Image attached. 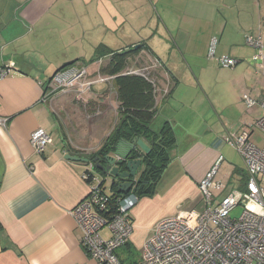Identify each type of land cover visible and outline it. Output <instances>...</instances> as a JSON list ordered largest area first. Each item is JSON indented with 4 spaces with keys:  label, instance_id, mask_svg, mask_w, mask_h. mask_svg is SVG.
<instances>
[{
    "label": "crops",
    "instance_id": "1",
    "mask_svg": "<svg viewBox=\"0 0 264 264\" xmlns=\"http://www.w3.org/2000/svg\"><path fill=\"white\" fill-rule=\"evenodd\" d=\"M245 33L261 35L264 55V0H0V68L13 64L0 78V116L8 118L0 126V264H97L69 214L88 194L87 165L65 155L96 153L118 124V102L108 83H95L81 98L59 95L72 102L53 108L54 98L39 100L54 72L89 61L100 45L121 51L138 44L126 66L160 63L150 127L159 131L167 122L175 143L154 192L129 210L128 247L141 251L158 220L197 201L198 181L224 147L234 150L224 136L245 131L264 145L255 125L261 108L242 102L244 93L264 95V58L258 72ZM211 36L219 40L215 58L206 53ZM223 55L236 65L221 68ZM101 60L106 65L109 55ZM82 109L92 126L86 134L72 120ZM37 128L52 137L40 154L29 140Z\"/></svg>",
    "mask_w": 264,
    "mask_h": 264
},
{
    "label": "built area",
    "instance_id": "2",
    "mask_svg": "<svg viewBox=\"0 0 264 264\" xmlns=\"http://www.w3.org/2000/svg\"><path fill=\"white\" fill-rule=\"evenodd\" d=\"M243 38L244 43L255 50L251 59L258 62V72L262 71L261 35L245 33ZM218 41L217 36L210 37L208 58L216 57ZM217 61L225 68L237 63L227 55L217 57ZM101 62L100 58L93 62L76 61L58 69L47 80L39 101L71 93L81 98V94L95 83H108L115 94V76L102 78ZM12 65L0 68V78L10 71ZM91 65L96 68L90 69ZM159 66L160 63L143 68L128 66L125 74L145 77L152 82L155 93L157 82L153 73ZM91 74H97V78L90 79ZM242 102L246 108L255 104L261 108L262 113L255 125L264 134V95L256 100L244 93ZM7 122V117L0 116V126L4 127ZM29 140L34 151L40 154L52 142V137L43 128H37L30 133ZM223 141L233 147L244 162V189L225 194L220 201L214 200L212 191L220 190L222 185L215 179L223 161V156L218 155L198 181L197 201L191 207L179 209L175 214L158 220L142 245L139 260L133 264H264V145L253 144L245 131L227 134ZM86 165L82 176L90 184L88 194L69 210L80 232V244L97 264H126L117 252L132 233L129 210L138 197L131 187L126 193L114 197L112 192L107 194L103 182L93 174V163ZM214 203L216 205L213 206ZM239 205L241 213L232 218L230 212ZM103 229H107V235L101 234Z\"/></svg>",
    "mask_w": 264,
    "mask_h": 264
},
{
    "label": "trees",
    "instance_id": "3",
    "mask_svg": "<svg viewBox=\"0 0 264 264\" xmlns=\"http://www.w3.org/2000/svg\"><path fill=\"white\" fill-rule=\"evenodd\" d=\"M139 49L140 47L137 49L130 47L121 51H111L100 45L95 49V56L87 61L93 62L103 56L110 55L108 65L102 66L101 71L115 76L113 84L118 102L116 109L118 124L105 138L101 148L93 153L90 158L92 159L96 155L103 156L107 150L114 149L120 140L128 141L134 138H142L150 147V152L140 154L141 151L137 147L132 151L134 156H142L143 161L138 179L131 186L132 192L138 198L143 195H151L154 192L156 181L169 162V151L175 143L172 128L167 122L159 131H154L150 127V123L157 112L152 82L140 75L125 74L128 67L126 66L128 57ZM72 63L65 64L61 68ZM237 170L241 172L240 169ZM243 174L245 175V173ZM245 178L246 175L244 180ZM110 192H112L113 197L126 193L116 187L110 189ZM128 244L129 240L125 245L128 246Z\"/></svg>",
    "mask_w": 264,
    "mask_h": 264
},
{
    "label": "rangeland",
    "instance_id": "4",
    "mask_svg": "<svg viewBox=\"0 0 264 264\" xmlns=\"http://www.w3.org/2000/svg\"><path fill=\"white\" fill-rule=\"evenodd\" d=\"M244 40V38H243ZM244 43V41H243ZM245 44V43H244ZM248 46V45H247ZM207 53V52H206ZM258 62L252 63V65L257 64ZM102 66L105 64L101 62ZM221 67V66H220ZM95 66H90V69L94 70ZM223 68V67H221ZM225 68V67H224ZM257 73V72H256ZM102 78L103 76H107L105 73L100 75ZM114 94V93H112ZM109 95V92L107 94V97ZM83 97V96H82ZM113 97V96H112ZM51 100V99H50ZM67 103L70 104L72 102L71 96H56L53 101L51 102V107L55 108V104L57 103ZM75 112H77L76 109H74ZM79 113V112H78ZM72 118V116H71ZM73 121L76 120V122L79 121V126L77 129H80V131H83L88 133L89 129L92 128L91 122L89 121L88 117L84 113V109L81 110L80 115H76L74 118H72ZM95 123V122H93ZM109 123V122H108ZM76 126L73 125V128L71 127L70 130H76ZM57 133V132H56ZM223 156H225V159L220 163L219 168L217 170V173L215 175V179L218 181H221V189L220 190H213L212 195L215 201H220L221 197L228 193H235L238 191H242L244 189V176L241 174L237 169L244 170V162L240 155L237 153V151L230 147H224L223 149ZM231 159V160H230ZM237 168V169H236ZM141 169V168H140ZM138 170V173L140 171ZM162 174V173H161ZM161 177V175H160ZM260 177V176H259ZM103 185H105V192L109 194L110 188H109V179L106 180ZM216 205V203L213 204V206ZM241 206L234 208L230 212V216L232 218L237 217L241 213ZM117 254L119 257L124 261L126 264H133L136 263L140 258V250L138 249H132L128 247L127 245L123 246L121 249L118 250Z\"/></svg>",
    "mask_w": 264,
    "mask_h": 264
},
{
    "label": "water",
    "instance_id": "5",
    "mask_svg": "<svg viewBox=\"0 0 264 264\" xmlns=\"http://www.w3.org/2000/svg\"><path fill=\"white\" fill-rule=\"evenodd\" d=\"M139 48L136 44L133 49ZM128 145V149L120 151L118 149L119 143ZM136 147L141 151L140 154H148L150 147L142 140V138H134L132 140H120L114 149L107 150L103 156L96 155L91 158H83L71 154H66L65 158L72 161L92 162L93 174L103 183L109 179V188L116 187L120 190L127 191L136 183L138 175L142 169V156H134L132 151ZM141 168V169H140ZM140 169L139 173L138 170Z\"/></svg>",
    "mask_w": 264,
    "mask_h": 264
},
{
    "label": "flooded vegetation",
    "instance_id": "6",
    "mask_svg": "<svg viewBox=\"0 0 264 264\" xmlns=\"http://www.w3.org/2000/svg\"><path fill=\"white\" fill-rule=\"evenodd\" d=\"M103 57H105V56H103ZM103 57H101L100 59H103ZM79 61H82V60H79ZM109 61H110V55H109ZM109 61L107 62L106 65H108Z\"/></svg>",
    "mask_w": 264,
    "mask_h": 264
}]
</instances>
